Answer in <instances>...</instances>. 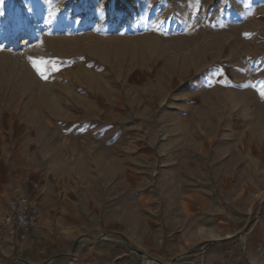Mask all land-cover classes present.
Here are the masks:
<instances>
[{
  "label": "rangeland",
  "instance_id": "1",
  "mask_svg": "<svg viewBox=\"0 0 264 264\" xmlns=\"http://www.w3.org/2000/svg\"><path fill=\"white\" fill-rule=\"evenodd\" d=\"M47 1L0 0L34 32L0 39V216L27 162L42 214L0 264H264V0H68L54 30Z\"/></svg>",
  "mask_w": 264,
  "mask_h": 264
},
{
  "label": "built area",
  "instance_id": "2",
  "mask_svg": "<svg viewBox=\"0 0 264 264\" xmlns=\"http://www.w3.org/2000/svg\"><path fill=\"white\" fill-rule=\"evenodd\" d=\"M41 215L37 200L24 195L13 196L0 216V233L25 242L40 233Z\"/></svg>",
  "mask_w": 264,
  "mask_h": 264
},
{
  "label": "bare ground",
  "instance_id": "3",
  "mask_svg": "<svg viewBox=\"0 0 264 264\" xmlns=\"http://www.w3.org/2000/svg\"><path fill=\"white\" fill-rule=\"evenodd\" d=\"M62 0H48L47 6L44 7V11H41L39 14L42 16V18L51 25L52 30L55 29V23H53V20L67 16L68 13L71 14L74 10H77L79 8V5H70L68 4V0H63L62 2H59ZM80 3V2H78ZM88 3L90 4L89 7H91V0H88ZM20 11L18 8L14 10H10L8 7H4L0 5V39L4 42L10 40H14L15 37V28H14V22L19 20L22 28H25V31H27V36L32 37L34 32L31 28V18H28V15L32 13V10H29L25 6L20 7ZM91 9V8H90ZM101 10V9H100ZM93 11V10H92ZM102 11V10H101ZM99 12V11H98ZM27 15V17L24 15ZM100 14V13H99ZM106 17V16H105ZM106 19V18H105ZM34 20V19H33ZM71 24V23H70ZM107 25V24H105ZM70 26V25H68ZM68 31H71V29H68L66 33L69 34ZM103 34H106L107 29L104 28L102 30ZM65 33V34H66ZM72 33H75L72 31ZM11 56L12 60H21L20 58H17L16 56ZM44 89V88H43ZM103 103V101H102ZM104 105V103H103ZM212 238H215V236H211ZM210 237V238H211Z\"/></svg>",
  "mask_w": 264,
  "mask_h": 264
},
{
  "label": "crops",
  "instance_id": "4",
  "mask_svg": "<svg viewBox=\"0 0 264 264\" xmlns=\"http://www.w3.org/2000/svg\"><path fill=\"white\" fill-rule=\"evenodd\" d=\"M3 153V150H1V146H0V156L1 154ZM16 156H13V158L9 161V157L7 159V166L16 163ZM1 163H0V177H1ZM3 165L6 166V162H3ZM31 165L29 162H27L26 164V167H25V170L30 168ZM24 170V174L23 176H21L19 178V180H23L24 182V185L23 187L21 186V184H19V187H17L15 189L12 190L11 194L9 195V198L13 197V196H17V195H25V196H30V197H39L40 195H35L30 192V187H32V189H36L37 186H32V183H31V180L28 178V171ZM13 184V183H12ZM1 192V191H0ZM46 195H47V192H46ZM2 198L0 197V202H1ZM7 203V202H6ZM69 204V203H68ZM200 233H205L204 230H200ZM258 233H260V231H258ZM211 236H214V235H209V237ZM216 236V235H215ZM260 236L261 237H256L255 240H261L259 241V243H254V242H251L247 244V257L249 258V260L252 262V263H258V261L262 258H264V235L263 233L261 232L260 233ZM34 238L35 237H32V238H29L27 241L25 242H19L17 240H15V242H19V243H28V244H34ZM250 239V237H249ZM44 255V254H43ZM230 259H226V260H222L221 261V264H242V258H241V253L236 251L235 253L233 252L232 253V256L229 257ZM214 257H210L209 258V261L210 262H213Z\"/></svg>",
  "mask_w": 264,
  "mask_h": 264
},
{
  "label": "snow or ice",
  "instance_id": "5",
  "mask_svg": "<svg viewBox=\"0 0 264 264\" xmlns=\"http://www.w3.org/2000/svg\"><path fill=\"white\" fill-rule=\"evenodd\" d=\"M29 62L31 63L32 67L34 68V70L36 71V73L42 78V79H47L46 76V70H45V65L49 64V63H53L51 61H37V60H33V59H29ZM259 95L260 98L262 100H264V86L261 87L260 91H259Z\"/></svg>",
  "mask_w": 264,
  "mask_h": 264
}]
</instances>
